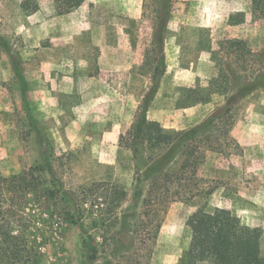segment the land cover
I'll list each match as a JSON object with an SVG mask.
<instances>
[{
    "label": "rangeland",
    "instance_id": "obj_1",
    "mask_svg": "<svg viewBox=\"0 0 264 264\" xmlns=\"http://www.w3.org/2000/svg\"><path fill=\"white\" fill-rule=\"evenodd\" d=\"M79 2L0 0V171L11 175L52 160L67 189L81 195L85 186L88 194L82 222L61 217L54 227L43 248L46 264H183L188 218L216 208L260 228L264 249V84L221 116L240 89L233 78L264 67V19L253 17L251 0L167 6L166 68L148 115L178 133L215 118L191 145L199 163L182 186L160 187L165 204L158 206H134L137 168L144 174L146 164L138 167L119 139L153 84L147 54L161 0ZM239 11L245 22L229 24ZM193 88L208 95L205 103H192ZM115 185L127 192L118 205ZM87 235L98 248L90 261Z\"/></svg>",
    "mask_w": 264,
    "mask_h": 264
},
{
    "label": "trees",
    "instance_id": "obj_2",
    "mask_svg": "<svg viewBox=\"0 0 264 264\" xmlns=\"http://www.w3.org/2000/svg\"><path fill=\"white\" fill-rule=\"evenodd\" d=\"M70 3L72 6L80 4L79 0H70ZM161 3V13L153 30L154 45L147 54L153 84L144 94L130 128L119 139L120 144L131 151L138 167L141 160L146 164L144 174L137 168L134 206L139 203L152 206L165 204L164 197L157 194L160 187L163 184L183 185L185 172L199 163L191 145L195 147L201 143L199 136L205 131L200 130L209 127L215 118L208 117L178 133L164 129L160 121L148 115L166 68L167 6L172 0H161ZM251 7L253 17L264 19V0H251ZM245 20V12L239 11L229 17V24L237 25ZM254 57L256 61L261 60L259 53ZM252 74L233 78L241 90L227 97L221 116L228 112V104L237 102L264 84V67ZM189 91V98L194 104L205 103L209 98L201 88ZM177 156L182 159L174 170L171 166ZM194 172V177H197ZM114 187L112 201L118 205L125 200L127 192L118 185ZM81 188V195L76 190L67 189L52 160L23 168L11 175L0 171V264H46L43 248L52 240L54 227L58 229L61 226V217L73 223L84 219L88 194L85 186ZM186 224L191 231V241L183 264H264L261 229L243 225L230 210H198L190 215ZM160 227L161 224H157L156 233ZM83 248L87 259L93 260L98 248L91 235L85 238ZM111 253L112 256L118 254L117 245ZM102 264H111V260L107 259Z\"/></svg>",
    "mask_w": 264,
    "mask_h": 264
}]
</instances>
